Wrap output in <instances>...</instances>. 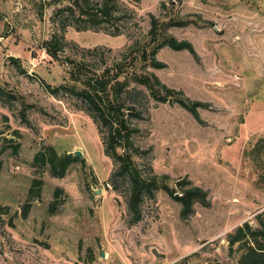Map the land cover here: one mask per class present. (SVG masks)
Here are the masks:
<instances>
[{
	"label": "rangeland",
	"instance_id": "rangeland-1",
	"mask_svg": "<svg viewBox=\"0 0 264 264\" xmlns=\"http://www.w3.org/2000/svg\"><path fill=\"white\" fill-rule=\"evenodd\" d=\"M75 1L0 0V264H237L245 250L231 256L228 235L264 222V0H80L94 13L109 6L98 24ZM154 19L195 54L157 48ZM75 64L109 88L128 82L118 97L140 115L130 118L131 151L161 183L136 221L106 128L64 87H87L71 79ZM135 73L208 106L197 119L181 96L158 100ZM51 148L82 155L60 177L34 162ZM164 185L200 187L206 203L185 217Z\"/></svg>",
	"mask_w": 264,
	"mask_h": 264
},
{
	"label": "trees",
	"instance_id": "trees-1",
	"mask_svg": "<svg viewBox=\"0 0 264 264\" xmlns=\"http://www.w3.org/2000/svg\"><path fill=\"white\" fill-rule=\"evenodd\" d=\"M75 3L81 7L82 14L90 16L94 23L98 24L101 22L99 21V16L111 18L109 6H104L94 13L91 12L89 8L85 9L82 7L80 5V0H76ZM158 23L154 19L150 29L152 41H159L157 42L158 45H156L157 48L169 46L174 50H188L195 54L196 51L192 43L186 40L178 41L172 35L163 34L164 27H162L160 32V25ZM163 25H166V23ZM160 36L162 38H160ZM51 49H53V51H51L53 55H56L58 49L56 47H51ZM154 52L150 53L145 51L143 56L144 59L152 62L153 65L157 67H163L164 64L162 62L155 60L153 56ZM75 66L74 69L70 71L71 79L75 82L83 81L87 85L86 89L78 91L75 87H64L81 98L83 103L93 113L100 128H106L107 131L104 135L106 152L114 157L115 161L118 163V168L114 176H128L130 179L129 208L133 213V221H136L140 216L139 207L144 196L152 197L155 190L161 188V183L158 177L149 178L143 176V173L135 162L131 151L132 149L133 151L135 150L131 139L136 129L131 126L130 118L134 116L139 117L140 115L132 108L125 109L124 103H122L118 97L128 85V82L116 80V83H114L112 88H109L108 86L112 81L110 78L108 79L101 76L96 79L94 77L83 79V76H81L83 73L81 69L84 66L82 64H75ZM116 77H119V75H116ZM133 79L137 83L146 86L150 93L158 100L164 101L167 99V96H181L178 99L181 106L191 112L197 119H200L198 108L208 106L206 103L191 101L189 98L182 99V91L168 88L165 84L161 83L158 77L153 73H135ZM112 90L116 93L114 96L112 95ZM50 150L51 151H47L46 153L39 152L36 155L34 162L39 165L48 164L54 175L62 177L67 171L69 165L78 158L71 154L58 156L53 148ZM119 150H123L124 153H119ZM162 188L166 189L171 195L183 203V216L185 217L191 214L195 201L200 200L203 204L206 203L207 192L200 187L189 188L182 194H178L169 189L167 185H164ZM26 207H28V205ZM27 210L28 209L25 210V214H27ZM260 237H263L264 239V222H262L261 227L257 229L252 228L249 223H245L244 226L238 227L233 233L228 235V241L232 251L231 256L236 257L237 255H234V253L245 250L244 255L238 257L237 264H264V240L262 241ZM237 244L239 246L235 250ZM214 264L220 263L215 261Z\"/></svg>",
	"mask_w": 264,
	"mask_h": 264
},
{
	"label": "water",
	"instance_id": "water-1",
	"mask_svg": "<svg viewBox=\"0 0 264 264\" xmlns=\"http://www.w3.org/2000/svg\"><path fill=\"white\" fill-rule=\"evenodd\" d=\"M82 155L81 151H75V156L80 157ZM104 255V253H102V256Z\"/></svg>",
	"mask_w": 264,
	"mask_h": 264
}]
</instances>
